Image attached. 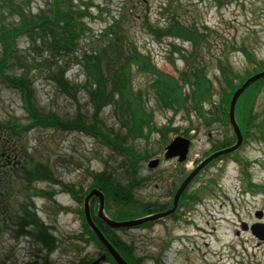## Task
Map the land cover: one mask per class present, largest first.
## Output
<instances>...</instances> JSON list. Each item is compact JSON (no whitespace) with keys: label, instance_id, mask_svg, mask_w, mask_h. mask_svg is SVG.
Returning <instances> with one entry per match:
<instances>
[{"label":"rangeland","instance_id":"rangeland-1","mask_svg":"<svg viewBox=\"0 0 264 264\" xmlns=\"http://www.w3.org/2000/svg\"><path fill=\"white\" fill-rule=\"evenodd\" d=\"M14 1L15 5L5 8L9 13L0 12L7 24L19 22L16 13L21 6L32 15L53 14L55 0ZM58 4L90 12L81 17L86 27H81L77 46L69 53L52 52L47 45L37 48L30 44L27 33L20 34L16 41L27 65L10 59L11 67L4 72L14 79L26 73L32 109L44 120H57L63 126L36 123L24 107L23 91L0 77V124H32L27 131L18 124L15 129L0 128V264H92L98 259V264H107L101 258L104 243L85 221L86 198L95 189L101 191L110 218L136 220L154 211L166 212L164 202L203 160L216 149L236 144L229 116L233 94L252 74L264 70V0H58ZM174 13L178 21L171 25L169 18ZM116 18L115 37L109 31ZM112 41L126 49L124 55L131 63L123 65L119 55L114 57L105 50ZM2 47L0 43V58H4ZM99 54L102 64L110 60L109 67H100L106 72L109 93L114 89L120 93L114 79L109 81L117 68L123 67L128 79L130 95L116 107L96 104L86 87L93 86L94 77L87 63L90 58L97 60ZM59 66L66 68L64 91L54 78ZM219 109L226 116L220 114L218 119ZM248 110L264 118V79L248 88L236 104L235 118L242 135L246 134L242 120ZM136 115L139 122L147 120L148 126L143 136L131 138L132 117ZM17 132L22 139H12ZM180 135L191 138L192 147L187 160L175 170L174 160L164 159V152L166 144ZM9 144L15 146L11 151ZM126 149L148 155L135 159V166L129 165L133 159ZM255 149L247 152L245 143L237 153L240 162L231 154L222 161H210L209 169L201 173L203 182L209 183L217 196L213 214L218 229L216 237L209 240L218 251L224 244L237 242L235 230L240 229V220L250 225L263 217L264 223V150ZM10 152L14 153L12 160ZM157 158L160 164L149 167ZM256 159L260 164L247 170L243 162ZM24 163L32 173L40 165L48 166L53 179L35 177V172L33 177L29 173L32 180L28 182ZM109 175L112 181L107 179ZM112 182L111 192L104 189ZM188 187L192 193L202 188L196 182ZM114 194L120 203L114 202ZM211 194L207 190L206 196ZM152 205L156 206L154 213L139 215L142 208L152 210ZM88 207L91 217L99 215L100 197L92 196ZM207 219L197 216L186 228L180 223L170 226L175 231L196 232L198 224L205 225ZM98 220L94 219L95 225L112 244ZM111 229L112 235L120 233L127 246L136 240L133 252L150 264L153 237L161 235L164 224L123 233ZM258 244L259 239L246 232V264H264V242ZM114 251L120 256L115 247ZM231 253L224 250L226 257ZM212 258L213 263L218 261L214 255ZM192 259L200 263L195 254Z\"/></svg>","mask_w":264,"mask_h":264},{"label":"trees","instance_id":"trees-1","mask_svg":"<svg viewBox=\"0 0 264 264\" xmlns=\"http://www.w3.org/2000/svg\"><path fill=\"white\" fill-rule=\"evenodd\" d=\"M14 0H1L0 2V7H2V9L0 10V12L2 14H7L10 12V10H6L5 8L11 7L12 5H15L16 3H13ZM15 2V1H14ZM51 10L53 11V14H51L50 16L48 15V17H46L45 14L43 15H32L30 12L27 13L25 11V9L21 6L18 9V14L19 15V22L16 23H9V24H15L14 26H9V24L6 23V19H5V15L3 17L2 14H0V43L3 44L2 47V54H4V58L7 59L5 60L4 58H0V77L2 78V80H4L5 82H7L9 85H13V86H17L19 89H21L23 92V97H24V107L26 109V111L28 112V114L30 115V117H32L33 119H36V123L42 124V125H49L50 126H55L58 127L60 124L63 126V122H59L57 120L53 121H47L44 120L41 116V114L39 113V111L36 109L33 110V104L31 101V91H30V80L28 79V77H26V73H23L24 76H20L18 78H12L9 77L7 75L5 71V68H10L11 64L9 63L10 59L16 60V62H19L20 64H24L27 65V62L24 63L22 57H24L22 55L21 52H19V41H16L17 36L18 35H23L25 33L28 34L29 40H30V44H34V46H38L37 48H40L41 45H47L48 48L54 52V51H64L66 53L71 52L74 49V46H77V38L79 37V35L81 34V27L84 28L86 27V25L83 23V21L81 20V17L83 15L86 14H90V12L88 11V9L86 8H71L70 6L64 7L61 6L60 4H58V0H55L53 7L51 8ZM9 11V12H8ZM51 11V12H52ZM2 15V16H1ZM12 15V14H11ZM178 15L177 13H174L170 16L169 21H173V23L171 25H176L175 22L178 21ZM79 25H81L79 27ZM9 26V27H8ZM119 26V19L116 18L113 22V24H111L110 26V34H114L115 37L118 36L116 28ZM165 29V28H164ZM38 41L40 42V45H38ZM108 44H110V47L105 48V50H109L111 52L114 53V57L115 55H119L120 56V60L122 59V63L123 65H125L127 62L131 63V60L129 59V57H126L124 54V50H126L125 48H123V46L118 47V43L117 42H108ZM33 46V47H34ZM16 48L18 49V52L14 53L16 50ZM4 50L7 54L6 55L4 53ZM128 52H131V50H128ZM19 53V54H18ZM107 51H103V54L106 56ZM102 56L99 54L97 56V60L91 59L88 61L87 66H89V74L93 75V86L89 87L86 85V87L89 89V92L91 93V99H94V102L96 104L101 103L102 106L107 105V104H112L116 107L115 104H119L122 102H126V97L128 95H130L129 93H127V82L128 79H126V74L122 71L123 67H119L114 71V74L111 75V78L109 81H112V79H114V84L115 87H119V92L120 93H116V90L114 89L113 91H111V93L108 92L107 87H108V82L106 79V72L104 71L103 68L100 69V67H109L110 64V60H106L105 64H102V59H100ZM125 58V59H124ZM115 60V59H114ZM124 60V61H123ZM117 61V60H115ZM118 62V61H117ZM220 60H219V64H220ZM102 64V66H101ZM118 65V63H116ZM111 65V64H110ZM122 65V66H123ZM146 67H148L146 65ZM24 68V67H23ZM222 70L223 67H221ZM66 72V68L65 67H60L57 70V73L55 74V79L57 81V83L60 85V87L62 88V90H67V85H66V81H65V74ZM184 75V72H183ZM185 77V76H184ZM109 78V76H108ZM7 80V81H6ZM167 83H172L175 84L173 82H167ZM208 83V82H207ZM192 84V83H190ZM176 85V84H175ZM211 86V85H210ZM168 91L167 94H170ZM122 93V94H121ZM118 98V99H116ZM126 104V103H123ZM165 104V103H164ZM166 105V104H165ZM133 108V107H132ZM223 109H219L216 113L217 118H220V114H223V116H226L224 110ZM139 115V114H138ZM138 115H136L135 117H132V127L130 128V135L132 136L131 138L134 137H139V136H143V132L145 129V126H148V121L144 120V122H139L137 117ZM142 117V116H141ZM243 125L246 126V120H242ZM20 128H22L21 130H26L28 128H30L32 126V124H29L28 126H22L20 123H17ZM17 124H0V128H19V126ZM34 124V123H33ZM70 126V123L68 125V127ZM19 130V129H18ZM19 130V131H21ZM90 131H92L90 129ZM18 133V132H17ZM94 133V131H93ZM19 134V135H18ZM18 134H14V136L12 137V139L15 138V136L17 137H21V139L23 138L21 132ZM21 135V136H20ZM102 141H104L105 143H108L110 145L113 146V148H117L116 146H114L113 143L109 142L108 140L104 139L102 136H100ZM117 144V143H116ZM14 145H12L10 147L9 144V149L10 151L14 149ZM3 152V150H2ZM2 152L0 153V156L2 154ZM126 152H128L129 156L132 157L133 160H131L129 165H136L135 159L137 158H143L148 154H145V156H141L140 153L134 152V151H130L129 149H126ZM13 152H10L9 154V158L12 160V157H14ZM16 156V155H15ZM138 162V160H137ZM126 163V162H125ZM25 163L23 165V169L26 172V176L25 178L29 181L32 180L33 177V173H37V175L35 177H39L41 179H49L52 180V173L49 169L48 166H38L36 169H34V172L32 173L31 171H29L26 167H25ZM29 173L32 174L30 177ZM102 175V174H100ZM105 178V176H104ZM107 179H109V181H112L111 175H109L107 177ZM113 183V185H112ZM111 185H109V188H104L107 191L111 192L112 191V186H115L114 182H112ZM117 186V185H116ZM119 198L116 196V194H114V196H112V199L114 200V202L116 201V199ZM117 202H119V199H117ZM125 206L130 207L131 204L127 202L123 203ZM117 205V204H116ZM151 205V204H150ZM150 207V206H148ZM153 210H156V206L152 205V210L145 208H142L141 211L139 213V215H149L151 213H154L156 211L153 212ZM89 227V226H88Z\"/></svg>","mask_w":264,"mask_h":264},{"label":"flooded vegetation","instance_id":"flooded-vegetation-1","mask_svg":"<svg viewBox=\"0 0 264 264\" xmlns=\"http://www.w3.org/2000/svg\"><path fill=\"white\" fill-rule=\"evenodd\" d=\"M248 104L251 105L250 102H248ZM245 143L247 152H249L250 150H256L255 147H259L264 150V118H258L257 115L253 113V110L251 112L248 110V113L246 115V134L243 143L240 146V149L242 146H245ZM233 145L227 146L224 149L229 148ZM237 153V151L236 153L234 152L236 156H238ZM229 155H224L218 158L216 161H218L219 159L222 161L226 156ZM172 160H174L175 162L174 169L177 170L176 165L180 163L178 162L177 158H173ZM257 164H260V161H258L257 159L246 160V169L252 170L254 166H257ZM207 169H209V166L204 168L199 173V175L196 176L193 183L189 185L190 187H194V184L196 182L199 186H202V188H198L197 193L188 191V187L184 191V193H182L178 205L173 211L169 212L159 220L148 222V224L150 223L148 226L143 227L142 225H144V223L139 226L132 227L148 228L153 227L157 223L164 224V231L161 233V235H159L158 233V235H154L155 237H153V241L151 243L153 248V255L152 262L150 264H246V232L251 234V236L257 237L259 239L258 245H261L264 242V239L258 237L255 233L256 231H254L258 227L257 225L264 224L262 222V217L259 222H254L250 225L247 224L246 221L240 220L241 230H235V237L238 238L237 242L231 241L228 245L224 244L221 247L220 251H218L215 246L212 247L213 243L209 240V238L214 235V239L216 237V232L218 229L217 219L213 214L214 208L216 206L215 200L217 196L214 192L215 189H213L209 183L203 182L205 181V177L204 174L201 173L205 172ZM197 180H200V182H197ZM214 184L216 183L214 182ZM255 186L262 187L259 185ZM178 188L179 187L177 186L176 192ZM207 190H211L212 194L210 196H206ZM176 192L173 195H168L169 201L164 202L163 211L167 212L172 208ZM185 205H187L186 208H184ZM189 211L191 212L190 214ZM189 215L190 217H187ZM197 216L203 218L208 217L210 221L207 219L206 224L202 226L198 224V230H196V232L186 230V226L192 224V221H195V217ZM94 219H96V221L97 219H99L98 221H102L98 224V226L102 229V231L106 232V236L110 239L109 241H111L112 245L117 249L118 253L121 256V259H123L127 264H145L146 257H143L142 255L139 256V252H133V250L136 249V240L129 241V246H127L124 243L120 233L114 232L115 235H112L111 227L108 226L103 218L99 217V215H94ZM119 221L127 220L125 219V217H120ZM170 223H180L181 225L185 226V228H179L175 231L171 229ZM132 228H121L118 230L123 233L126 230L130 231ZM206 233H208L209 235L208 238L207 236L205 237ZM111 235L112 238H110ZM101 249L103 250V254L101 255V257L103 256V262H106L107 264H122L118 261V258L116 259L113 256L106 245L102 244ZM227 249H230L232 252L231 255H228V257H226V255L224 254V250ZM191 254L192 256L190 257ZM194 254L196 255V258L199 259L200 263H196L194 259H192L194 258ZM127 255L128 258L126 257ZM213 255L218 258V261H215L216 263H213ZM236 256L238 257L237 260L235 259ZM180 261H182L183 263H180Z\"/></svg>","mask_w":264,"mask_h":264},{"label":"water","instance_id":"water-1","mask_svg":"<svg viewBox=\"0 0 264 264\" xmlns=\"http://www.w3.org/2000/svg\"><path fill=\"white\" fill-rule=\"evenodd\" d=\"M264 77V71L260 72L252 77H250L249 79H247L244 84L237 89L232 97V100L230 102V110H229V116H230V120L232 123V126L234 127V131L237 135L238 138V143L231 148H228L226 150H222L219 152H215L212 156L208 157L206 160H204L193 172L192 174H190V178L187 179L182 186L180 187V189L177 192L176 198H175V203L174 205H177V202L179 200V197L181 195V193L184 191V189L186 188V186L190 183V181L192 180V178L206 165L208 164L210 161H212L213 159L217 158L219 155L222 154H226V153H230L233 152L235 150L238 149V147L240 146V144L242 143L243 140V136L242 133L239 129V125L237 123V120L235 118V107L237 104V101L239 99V97L241 96V94L249 87L251 86L254 82H256L257 80L261 79ZM189 145L190 142L188 140H185L181 137H176L168 146H167V152L165 154L166 158H170V157H174L177 155H180V161L184 160L188 154L189 151ZM159 163V160H153L151 161L149 164V166H154L156 164ZM99 196L100 197V208H99V215L101 218H103L104 221H106L108 224L112 225L113 227H117V228H129V227H136L139 226L141 224H144L148 221H153L156 220L158 218H161L163 216H165L167 213H162V214H153V215H149L140 219H136V220H129V221H110L108 219V216L105 214V203H104V195L101 191L99 190H93L91 192V194L86 198L85 200V213H86V219L88 221L89 226L95 231L96 235L98 236V238L100 239V241H102L114 254V256H116V258H118L119 262L123 263V261L121 260L120 256L117 255V253L114 251V248H112L111 244L108 242V240L104 237V235L102 234L101 230H99L97 228V226L95 225L92 217L90 216V210L88 207V201L92 196ZM169 213V212H168ZM107 216V217H106ZM258 227L254 230L256 231V235L258 237H260L261 239H264V225H257ZM103 258V257H102ZM100 261V259H98L97 261H95L92 264H98ZM125 264V263H124Z\"/></svg>","mask_w":264,"mask_h":264},{"label":"bare ground","instance_id":"bare-ground-1","mask_svg":"<svg viewBox=\"0 0 264 264\" xmlns=\"http://www.w3.org/2000/svg\"><path fill=\"white\" fill-rule=\"evenodd\" d=\"M110 221H116L115 219L113 218H108ZM106 222V221H105ZM107 223V222H106ZM108 224V223H107ZM108 226H110L111 228L113 227L112 225L108 224ZM114 229H121L122 227L120 228H117V227H113Z\"/></svg>","mask_w":264,"mask_h":264}]
</instances>
